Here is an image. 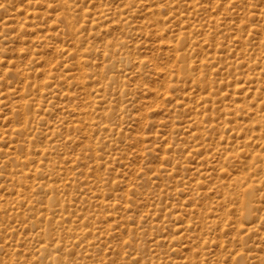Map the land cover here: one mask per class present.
I'll use <instances>...</instances> for the list:
<instances>
[{"label": "rangeland", "instance_id": "1", "mask_svg": "<svg viewBox=\"0 0 264 264\" xmlns=\"http://www.w3.org/2000/svg\"><path fill=\"white\" fill-rule=\"evenodd\" d=\"M54 258L264 264V0H0V264Z\"/></svg>", "mask_w": 264, "mask_h": 264}, {"label": "bare ground", "instance_id": "2", "mask_svg": "<svg viewBox=\"0 0 264 264\" xmlns=\"http://www.w3.org/2000/svg\"><path fill=\"white\" fill-rule=\"evenodd\" d=\"M71 20H72V19H70V21H71ZM126 62H127V61H126ZM183 62L185 63V60H183ZM187 63H188V62H187ZM186 70H187V69H186ZM25 131H26V130H25ZM23 170H24V169H23ZM24 176H25V175H24ZM242 203H243V202H242ZM70 229H71V228H70ZM38 256H39V255H38ZM53 257H54V256H53ZM52 261H53L54 264L58 263L56 258H54ZM239 262H240V261H239Z\"/></svg>", "mask_w": 264, "mask_h": 264}]
</instances>
